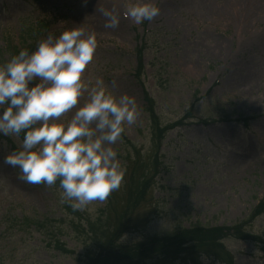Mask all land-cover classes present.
<instances>
[{
  "label": "rangeland",
  "instance_id": "obj_1",
  "mask_svg": "<svg viewBox=\"0 0 264 264\" xmlns=\"http://www.w3.org/2000/svg\"><path fill=\"white\" fill-rule=\"evenodd\" d=\"M262 1L151 0L159 15L135 24L124 12L136 0H0V63L15 48L34 51L49 34L83 27L99 42L86 79L115 80L118 94L137 99L140 117L115 146L119 158L125 164L129 141L143 165H153L159 155L162 167L152 198L148 194L127 218L122 244L194 226L245 223L264 199V16L251 19ZM101 8L120 13L117 28L104 27ZM182 120L186 124L171 129L158 149L157 127ZM8 151L0 142V264H84L93 243L67 229L73 219L85 225L99 218L107 200L73 210L59 184L19 180L18 169L3 164ZM111 194L120 200L126 195L122 187ZM45 221L61 226L58 239L75 255L48 246L40 226ZM247 231L264 239V215ZM226 247L234 264H264V249L253 243L229 240Z\"/></svg>",
  "mask_w": 264,
  "mask_h": 264
},
{
  "label": "clouds",
  "instance_id": "obj_2",
  "mask_svg": "<svg viewBox=\"0 0 264 264\" xmlns=\"http://www.w3.org/2000/svg\"><path fill=\"white\" fill-rule=\"evenodd\" d=\"M159 11L151 0H136L124 17L142 24ZM100 12L105 28L119 26L115 8ZM98 47L97 34L79 27L0 63V137L19 140L3 164L27 184L59 181L73 210L103 203L121 187L127 169L115 146L140 117L137 99L118 94L115 80L86 79Z\"/></svg>",
  "mask_w": 264,
  "mask_h": 264
},
{
  "label": "trees",
  "instance_id": "obj_3",
  "mask_svg": "<svg viewBox=\"0 0 264 264\" xmlns=\"http://www.w3.org/2000/svg\"><path fill=\"white\" fill-rule=\"evenodd\" d=\"M27 50L32 51L33 48ZM18 53L16 48L13 49L11 57ZM151 116L156 118L153 109ZM184 121L177 122L165 129L157 125V131H154L153 135L159 138L158 149L168 132L183 126ZM205 122L203 123L205 124ZM244 123L248 126V121ZM0 142H6L11 150L17 147L8 137H0ZM125 145L127 151L123 158L127 171L121 186L124 194H126L125 197L120 200L111 194L99 218L93 221L87 220L85 225L81 219H73L67 229L68 231H78L76 234L83 237L85 242L93 243L94 249H87L81 258L84 264H203L204 259L219 264H234V257L223 243L227 239L233 238L254 241L262 245V249H264L263 240L246 232V226L264 214V199L253 210L246 223L232 227L194 226L190 229H180L164 237H153L134 245L122 244L121 240L127 233L126 228L129 226V219L127 218L146 203L148 194L152 198L155 179L162 167V163L159 162V155H156L153 165L148 167L141 162L142 158L134 144L125 141ZM139 163L141 165L137 167ZM56 184H59V181ZM118 208H120V213L116 212ZM33 224L39 225L35 221ZM40 226L45 227L48 232L49 247L63 255H75L74 251L68 250L66 244L58 239L63 233L61 226L52 227L49 221L41 223Z\"/></svg>",
  "mask_w": 264,
  "mask_h": 264
},
{
  "label": "bare ground",
  "instance_id": "obj_4",
  "mask_svg": "<svg viewBox=\"0 0 264 264\" xmlns=\"http://www.w3.org/2000/svg\"><path fill=\"white\" fill-rule=\"evenodd\" d=\"M104 1V0H103ZM258 16H264V0L260 5L256 3L255 9L252 11L251 19Z\"/></svg>",
  "mask_w": 264,
  "mask_h": 264
}]
</instances>
